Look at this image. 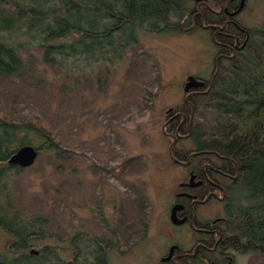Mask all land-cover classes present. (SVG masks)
Listing matches in <instances>:
<instances>
[{
  "label": "rangeland",
  "instance_id": "rangeland-1",
  "mask_svg": "<svg viewBox=\"0 0 264 264\" xmlns=\"http://www.w3.org/2000/svg\"><path fill=\"white\" fill-rule=\"evenodd\" d=\"M21 1L32 10L43 9V4L48 3L51 12L57 14L73 2ZM93 1L105 9L112 3L123 11V16L130 15L115 0ZM128 1L134 7L141 6L146 18L132 11L139 25L126 19L114 38L119 43L117 49L107 50L103 59L93 56L68 61L55 56L53 63H46L37 44L16 34L15 38L21 40L18 46L24 71L18 77L0 75V120L30 122L37 128H46L64 150L58 155L42 151L47 144L35 132L20 134L17 145L27 141L23 146L35 148L39 155L34 165L22 173H18L19 167L8 172L11 198L23 220L28 223L40 214L49 222L44 242L56 246L57 254L46 264H162L171 244L182 250L194 245L196 236L190 227L174 224L170 216L173 196L189 179L190 168L172 160V140L164 134V125L168 111L184 106L190 95L185 90L188 77L201 81L213 78L219 49L212 33L190 18L195 8L193 0L183 3L181 11L186 14L182 20L175 9L162 4L167 9L162 22L155 18L156 11L150 6L155 0ZM23 7L5 9L0 2V25L18 18L20 12L26 11L21 10ZM70 16L71 22L81 21L79 24L101 20L83 9H76ZM211 18L215 21L216 17ZM102 19L100 22L108 24L109 20ZM237 21L251 37L248 49L239 55L242 58L238 66L224 63L220 88L228 93H233L243 79L240 72L250 76V63L254 62L251 52L264 56V0H247ZM12 31L17 33L16 28ZM74 37L60 41L68 43ZM86 43L90 41L83 45ZM74 62L85 70L77 74ZM226 71L235 72V81L224 77ZM221 90L218 98L224 99ZM236 105H224L221 114L204 111L200 106L197 123L213 136L231 134ZM14 146L11 148L20 149ZM177 147L203 150L190 141ZM130 159L134 162L124 168ZM225 185V200L205 204L200 213L226 218L224 235L228 234V224L234 222H250L254 225L250 231L256 233L255 223L264 221V200L249 196L234 184ZM251 210L262 213L254 215L259 221H247ZM13 241L0 230V252H7L6 245ZM44 242H36L38 246L33 249L38 251ZM226 250L225 255H218L217 264L221 260L228 264H264V253L232 247Z\"/></svg>",
  "mask_w": 264,
  "mask_h": 264
},
{
  "label": "trees",
  "instance_id": "trees-1",
  "mask_svg": "<svg viewBox=\"0 0 264 264\" xmlns=\"http://www.w3.org/2000/svg\"><path fill=\"white\" fill-rule=\"evenodd\" d=\"M116 1L119 5H123V10L125 8L129 12V16H123V11L115 8L112 3L106 5L107 8L105 9L98 7L92 0H73V2L68 3L67 8L59 9L58 14L51 12L47 6L48 3L43 4V9L32 10L30 5L21 4V0H0L2 6L4 7L5 5V9L17 8L22 5L24 7L21 10H26L25 12H20L18 18L8 19L6 23L0 25V75L18 77L24 71V59H22L20 54V46H18L21 40L15 38L16 34L27 37L28 42L32 43V45L37 44V49L44 52L43 56L46 63H53L51 60H54L55 56H60L68 61L73 58L74 60L79 58L84 61L85 58L90 59L93 56L97 59H103V56L107 54V50L112 47L117 49L119 43H116L114 38L122 30V25L126 23V19L129 21L133 20L134 25H139V20L134 18L131 12L135 10L136 14L145 16L142 14L145 11L141 13V10H143L141 6L134 7L135 5H131L128 0ZM185 1L155 0L150 6H152V10L156 11L155 18L159 19L160 22H162L164 16H167V9L162 4L168 5L167 8L175 9L178 12V18L182 20L186 14L185 11H181L183 3H186ZM193 1L195 8L189 13L190 18L195 25H204L202 27L210 33H215L217 41L226 42V44H228V41L230 43L234 42L232 39H226L222 33L233 34L238 31L247 35V32L240 29L238 23L233 21V18H229L233 17L230 14L234 10L236 11L237 4L240 6L241 0ZM200 2L204 4L200 6ZM46 7L48 10L44 9ZM176 7L179 8L180 13ZM76 9L77 11L83 9L89 13H95L97 17L101 18V20L99 19L100 21L104 18L109 20V22L108 24L100 21L90 24L91 22H88V20L82 24H79L81 21L71 22L70 14ZM2 11L4 12V10ZM211 17H216L215 21ZM143 18H146V16ZM171 23L176 25L173 22ZM214 26H221L222 29ZM15 28L17 33L13 34L12 30ZM216 29L220 31L218 32ZM72 36L76 37L71 42L60 41ZM86 40H89L90 43L83 45ZM103 43L105 45H102ZM26 45L24 44L23 46ZM249 45L244 50L248 49ZM78 46L80 47L78 48ZM230 47L223 48L222 52L228 51L227 49ZM228 54L233 55L231 51H228ZM240 54L238 53L229 63L238 66L237 61L242 58L239 56ZM251 56L254 62L250 63L251 69L248 70H252L249 73L250 76H243L239 68L238 71L243 79L238 81L237 89L233 93L222 91L220 88V75L225 71L223 69L224 66H221L220 73L214 78L213 86L208 89V93L205 92L189 98L192 95L191 93L187 96L191 105L185 104L181 108L173 110V113H169V117H167V121H169L176 116L177 112L181 111L186 114V122L181 125L183 118L171 123L166 122L164 129H166L165 132L167 134L175 135L178 132L181 136H188L199 149L203 148V150L211 151L213 155L221 160L219 168L222 171H233L234 166H237L239 180L235 183L236 187H240L242 191L248 193V195L250 194L251 197L254 196L264 200V56L255 50L251 52ZM59 66L61 65L59 64ZM73 68L77 74L85 70V67L77 62H74ZM234 73V71H226L224 77L231 82V80H234ZM218 90H221L220 93H223L225 97L222 98L224 99L218 98ZM64 91L62 89V94ZM226 104H237V107H235L236 114L232 115L235 126L231 134L226 136L210 135L203 130L202 125L197 123L196 118L191 120L192 107H194L197 114L200 113V106L203 107L204 111L209 110L215 114H221L224 110L222 108ZM179 127L181 128L179 129ZM33 132L44 140L43 144H47V147L43 150L42 147H39L40 150L56 152L57 155L64 151L61 150L63 148L56 141L55 136L46 128H37L30 122L0 120V230L15 240L12 244L6 245L7 252H0V264H46L52 260V255L57 254L56 246L45 244L44 242L47 239L45 235L49 222L43 216L41 217L40 214L37 215L38 217L32 218L28 223L24 221L20 214L21 210L16 208L11 198V190L8 188L11 182L8 179L10 177L8 172L17 167L8 166L7 161L18 149L16 146L21 147L28 144L26 141L20 142V146L17 145L20 134ZM166 137L170 139V136L166 135ZM13 145L17 149L11 148ZM169 154L172 157L181 155L175 150L174 143H171ZM133 162L134 159L128 160L124 168L130 166ZM22 171L19 167L18 173H22ZM262 208L264 209V207ZM261 214L257 210H251L248 212L247 221H259L257 217L255 219L254 217ZM255 224L258 226L256 233L251 232L254 225L252 223V227L250 222L228 224L226 228L228 232L227 244L237 251L264 253V221L260 225L259 222ZM40 241L44 242V245L40 246L41 248L38 247L40 248L38 249L39 255H32L30 251L34 250L33 248H37L38 244L36 242Z\"/></svg>",
  "mask_w": 264,
  "mask_h": 264
},
{
  "label": "flooded vegetation",
  "instance_id": "flooded-vegetation-1",
  "mask_svg": "<svg viewBox=\"0 0 264 264\" xmlns=\"http://www.w3.org/2000/svg\"><path fill=\"white\" fill-rule=\"evenodd\" d=\"M200 3H201L200 6L204 4L202 2ZM238 9H239V4H237L236 11ZM244 9L235 17H229V18H233V21L238 23L240 29L245 30L248 36L238 31L237 33H233V34L222 33V35H225L226 39L229 38L234 41L233 43H230L228 41V44H226V42L217 41L215 37V33H212L213 41L219 49L218 56L216 57L215 60L216 68L213 78L210 81L204 80L205 85L201 88H192L190 90V94L192 93V95L189 98H191L192 96H198L199 94L200 95L204 94L205 92L208 91L209 88H212L214 78L218 75V69H220V67L224 65V63L229 62L238 53H241L249 44L251 37L249 31L243 28L242 26H240L239 22L237 21V17L244 11ZM234 12L235 10L233 11V13ZM214 27H217L218 29H222L221 26H214ZM217 31L219 32L220 30ZM226 47H230L227 50L231 51L233 55H229L228 51L222 52V49ZM189 98L187 99L186 97L184 105L190 104V102H188ZM172 111H173L172 109L168 111L167 117H169V113H173ZM175 115L176 116H174L172 119H170L167 122L171 123L180 118H183L181 121V125H183L186 122V114L184 112L179 111ZM190 117L191 120H195V118L197 120L198 114L195 112L194 107H192V112L190 114ZM180 128L181 127H179V129ZM165 135L170 136L169 138L172 140V144L174 143L175 145V150L177 151L178 154H181L179 157L171 156L174 163H176L177 165L186 166L190 168V172L188 176L189 179L180 184V191L173 196L174 204L172 205L170 216H172V212L175 207L182 206V209L176 211L179 220H185L183 224H180V227L188 225L190 227V231L196 237H194L193 239L194 242L193 247H191V249L189 250H182L179 247V245L171 244L168 254L161 259V263L162 264H199V263L217 264L216 262L218 259V255H225L227 251L226 249H228V247H231L227 244L228 236L226 235V232L224 235V231H223V227H225L228 222L227 219L224 217H217L218 214H216L214 218L212 215L211 217L208 214L206 215L200 212L205 204L208 203L213 204L216 201L225 200L226 198V189L224 187L226 186L225 184L235 185V183H237L239 180V172L237 170V166H234L233 171H229V172L222 171L219 168L221 160L215 155H213L211 151L198 150V149L185 151L182 149H178L177 146L182 142L190 141L194 143V141L190 137L181 136L179 135L178 132L175 135L170 133L167 134L165 132ZM9 160L7 161L8 166L20 167L19 165L10 164ZM20 168L22 170L26 169L22 167ZM192 176L195 177L194 180H191ZM205 216L207 217L206 219ZM203 219H205V221H203ZM172 249H173V254L171 255ZM226 263L228 264V262H225V260L218 261V264H226Z\"/></svg>",
  "mask_w": 264,
  "mask_h": 264
},
{
  "label": "water",
  "instance_id": "water-1",
  "mask_svg": "<svg viewBox=\"0 0 264 264\" xmlns=\"http://www.w3.org/2000/svg\"><path fill=\"white\" fill-rule=\"evenodd\" d=\"M246 4V0H241V4L239 6V9L237 11H235L234 13H231L230 15H232L233 17L238 15L245 7ZM205 85L204 81L198 80L196 78L193 77H189L185 86V90L186 92H189L192 88H201ZM39 153L38 151H36L35 148L26 145L21 147L19 150H17L10 158L9 163L12 165H19L22 168H29L31 166L34 165V163L37 160ZM195 177L192 176L191 180H194ZM179 209H182V206H177L173 209L172 212V216L171 219L173 221L174 224L176 225H180L183 224L185 222V220H179L176 211H178ZM174 249V248H173ZM173 249L171 252V255L173 254ZM32 255H38L39 252L36 250H32L31 251Z\"/></svg>",
  "mask_w": 264,
  "mask_h": 264
},
{
  "label": "bare ground",
  "instance_id": "bare-ground-1",
  "mask_svg": "<svg viewBox=\"0 0 264 264\" xmlns=\"http://www.w3.org/2000/svg\"><path fill=\"white\" fill-rule=\"evenodd\" d=\"M222 66H224V65H222ZM223 69H225V68H223ZM220 70H221V68L220 69H218V74L220 73ZM222 75V74H221Z\"/></svg>",
  "mask_w": 264,
  "mask_h": 264
}]
</instances>
